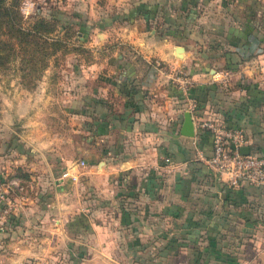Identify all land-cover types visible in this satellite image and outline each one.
<instances>
[{
	"label": "crops",
	"instance_id": "crops-1",
	"mask_svg": "<svg viewBox=\"0 0 264 264\" xmlns=\"http://www.w3.org/2000/svg\"><path fill=\"white\" fill-rule=\"evenodd\" d=\"M121 15V24L79 25L80 41L94 32L99 44L112 29L120 51L93 52L81 94L60 104L82 124L80 135L87 126V148L75 145L93 162L84 176L71 174L83 159L65 154L68 137L53 148L56 134L37 129L50 121L46 99L28 102L27 115L21 100L12 106L13 121L31 126L18 137L44 150L0 164V178L18 167L14 182L29 187L5 198L18 207L10 221L0 213V264L42 259L57 235L89 226L95 253L83 264H264V192L247 182L228 189L196 157L211 150L201 121L241 129L243 146L264 156V0H127ZM177 67L189 77L184 88L173 80ZM190 104L191 137L179 133ZM90 184L98 197L84 196ZM101 193L108 207L96 206ZM88 212L102 221L90 223ZM70 222L81 231H69Z\"/></svg>",
	"mask_w": 264,
	"mask_h": 264
},
{
	"label": "rangeland",
	"instance_id": "rangeland-1",
	"mask_svg": "<svg viewBox=\"0 0 264 264\" xmlns=\"http://www.w3.org/2000/svg\"><path fill=\"white\" fill-rule=\"evenodd\" d=\"M125 4H127V0H18L17 10L21 15L24 27H31L33 22L41 19L48 24L52 23L54 31L47 35H40V39L45 41L40 48H37L32 43L27 45L25 52L19 51V53H16L18 51V47H16V54H8L4 61L0 62V134H6L0 137V143H2L0 145L1 166L6 163V159H11V156L16 159L19 156L25 157L28 161H31L34 154L43 152V146L39 150L31 149L30 145L18 137L17 134L27 133L26 130L31 126L25 125L24 121L20 123H16L15 119L13 121L12 106H15L17 101L21 100L22 114L27 115L28 111L31 110L28 107V102H30L31 106L34 100L39 101L44 98L50 104L51 117L46 124L45 122L37 124V129L56 134L57 140L53 139L51 147L56 148L54 142L57 146H61V141H63V151H65L66 155H70V159L82 158L85 163L84 166L70 164V169L71 174L77 176L76 181L79 176H84L82 173L87 171L93 162L90 158L87 159L77 155L75 153V145L77 144L79 147L81 141H83L84 148H87L86 144L87 142L89 143V140H85L87 126L85 127V124H83L85 127L83 129L84 132L80 135L79 131L82 129V124H77L74 116L69 114L70 112L65 114L60 104L81 94L78 88L80 85H86L87 79L89 80V78H86L89 72L87 66L93 61V52L96 51L99 56H103L114 55L120 51L115 40H113L115 32L112 29L106 30L107 37L103 43L99 44L98 38H100V35L97 37L94 32L90 33L88 41H80L79 25L102 20L106 17H114L113 23L121 24V21L125 18L121 15V8ZM51 39H56L59 43L57 49L52 52L51 46H48V42ZM50 52L51 54H49ZM43 94L45 95L44 97ZM48 106L46 104V108ZM61 135L69 139L60 141ZM86 160H89L88 163H86ZM19 171L18 167H13L11 173L5 178L4 176L0 178V192L3 194V197H0V213L8 221L12 217L11 211L18 207V202L11 198L7 201L5 198L9 194L18 195V197L20 195L24 196V194L27 196L29 192V187L26 186L27 177L21 175L22 180H26L25 182L21 180L23 182L21 183V188L17 183V179L14 178L19 176ZM71 174H68L66 179L71 178ZM70 180L74 181V178ZM14 181L17 182L15 183ZM92 187L94 188L90 184L84 188V196L90 199L94 196L98 197L95 195L96 189L93 191ZM103 192L106 194L105 190ZM104 193H101V199L96 206H100L101 201L104 203L102 207L109 206L110 200L105 199L106 195H103ZM6 202L12 206L8 211L5 210L7 208ZM24 202L26 203L27 201L20 199L19 205L23 207ZM112 206L114 205L112 204ZM76 216L78 215H74V217ZM87 216L90 223L92 221H102L99 218H93L90 212H88ZM90 227L85 228L82 234L57 235L53 248L50 252H46V256L43 257L46 262H44L43 258H31L24 264H61L59 263L60 260L63 262L62 264H83L87 259L92 258V253H95L89 247H86V243H91L92 239ZM100 252L105 255V252ZM102 255L100 257L104 258ZM125 261L121 257L120 262H115L123 264L126 263ZM102 264L104 263L102 262Z\"/></svg>",
	"mask_w": 264,
	"mask_h": 264
},
{
	"label": "built area",
	"instance_id": "built-area-1",
	"mask_svg": "<svg viewBox=\"0 0 264 264\" xmlns=\"http://www.w3.org/2000/svg\"><path fill=\"white\" fill-rule=\"evenodd\" d=\"M173 80L180 88L190 82L188 75L180 67L174 69ZM186 110L192 112L194 106L190 104ZM199 127L209 132L211 150L208 156L198 152L196 157L219 182L231 190L242 182H247L264 192V156L249 150L247 154L240 153L239 149L245 142L242 130L212 121H201ZM164 160L168 161L166 158ZM76 166H84V161L79 160ZM0 197H3L1 192ZM6 205V211L12 208L7 202Z\"/></svg>",
	"mask_w": 264,
	"mask_h": 264
},
{
	"label": "trees",
	"instance_id": "trees-1",
	"mask_svg": "<svg viewBox=\"0 0 264 264\" xmlns=\"http://www.w3.org/2000/svg\"><path fill=\"white\" fill-rule=\"evenodd\" d=\"M17 5L18 0H9L8 2L0 0V62H3L8 54L25 52L29 44L34 43L37 48H40L45 43L43 39H40V35H47L54 31L52 23L48 24L41 19L33 22L31 27H24ZM83 29L84 27H79L81 34ZM48 46H51V52L54 51L59 46L58 40L51 39ZM16 47H18V51H16ZM80 228L77 222H70L67 225V229L71 232H79Z\"/></svg>",
	"mask_w": 264,
	"mask_h": 264
},
{
	"label": "water",
	"instance_id": "water-1",
	"mask_svg": "<svg viewBox=\"0 0 264 264\" xmlns=\"http://www.w3.org/2000/svg\"><path fill=\"white\" fill-rule=\"evenodd\" d=\"M180 49H181L180 47H177L176 52H179ZM179 133L183 136H189V137L193 136V125L188 111H185L183 113V119L181 122ZM239 151L242 154H247L248 148L246 146H241Z\"/></svg>",
	"mask_w": 264,
	"mask_h": 264
}]
</instances>
